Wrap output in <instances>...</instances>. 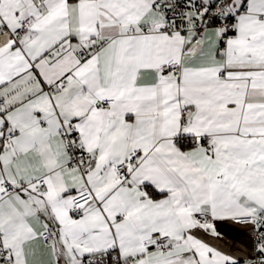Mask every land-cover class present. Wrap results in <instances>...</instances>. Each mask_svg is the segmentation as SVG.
<instances>
[{
	"label": "snow or ice",
	"instance_id": "obj_1",
	"mask_svg": "<svg viewBox=\"0 0 264 264\" xmlns=\"http://www.w3.org/2000/svg\"><path fill=\"white\" fill-rule=\"evenodd\" d=\"M0 264H264V0H0Z\"/></svg>",
	"mask_w": 264,
	"mask_h": 264
}]
</instances>
